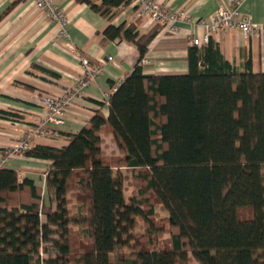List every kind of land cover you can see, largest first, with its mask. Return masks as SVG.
Instances as JSON below:
<instances>
[{
    "label": "trees",
    "instance_id": "16d2710c",
    "mask_svg": "<svg viewBox=\"0 0 264 264\" xmlns=\"http://www.w3.org/2000/svg\"><path fill=\"white\" fill-rule=\"evenodd\" d=\"M111 19L129 0H77ZM161 32L110 24L103 35L139 51L132 72L66 145H36L25 157L50 168L42 188L0 168V264H264V73L228 61L218 43L189 51V72L147 76L143 60ZM8 115V112L1 111ZM113 134L120 155L108 156ZM145 170L167 212L170 243L136 245L147 200L127 201L116 166ZM145 206V207H144ZM154 228V227H153ZM121 250V252H120ZM117 253L115 261L112 255Z\"/></svg>",
    "mask_w": 264,
    "mask_h": 264
},
{
    "label": "crops",
    "instance_id": "0c3cea01",
    "mask_svg": "<svg viewBox=\"0 0 264 264\" xmlns=\"http://www.w3.org/2000/svg\"><path fill=\"white\" fill-rule=\"evenodd\" d=\"M69 18L68 34L74 50L62 38L57 24L50 22L33 0H0V159L5 150L14 146L20 137L41 119L43 107L39 96L60 97L76 88L84 74L82 60L99 65L105 62L104 72L86 90L61 127H51L46 136L37 138L32 147L45 145L63 147V133H77L101 111L108 118L107 93L123 81L139 61L135 45L121 39L109 40L103 31L110 25L136 24L141 34L156 25L148 17L140 16L133 5H123L109 19L77 0H56ZM173 10H185L195 20L211 19L219 9L232 0H156ZM242 11L257 24H264V0H247ZM206 30L184 23L176 35L159 33L149 47L143 63L147 76L186 74L189 72V51L195 38H203ZM225 58L239 68L251 60L253 71L264 73V36L251 38L240 31L213 34ZM204 44L199 47H205ZM79 53L80 57L76 55ZM112 57L113 61H108ZM105 145L111 142L120 155L113 134L104 135ZM107 147H105L106 152ZM107 153V152H106ZM113 153V155H114ZM109 155V154H107ZM112 156V155H111ZM50 162L29 157H17L6 168L14 169L42 188L47 204L51 202L46 189Z\"/></svg>",
    "mask_w": 264,
    "mask_h": 264
},
{
    "label": "built area",
    "instance_id": "2783aa9c",
    "mask_svg": "<svg viewBox=\"0 0 264 264\" xmlns=\"http://www.w3.org/2000/svg\"><path fill=\"white\" fill-rule=\"evenodd\" d=\"M36 7L43 11L46 18L59 26V35L68 41V47L74 50L72 43L69 41L68 34L69 18L65 10L57 3L56 0H33ZM131 5L135 6L140 16H146L150 24L161 27V34L176 35L184 23L198 25L206 30L203 38H195L193 45L202 46L208 44L213 34L227 32L231 30L240 31L245 36L251 38H260L264 36V24L255 23L251 17L243 13L242 5L247 0H232L230 4L224 5L219 9L217 15L211 19L193 21L185 10H173L160 4L156 0H129ZM80 57L79 53H76ZM81 58V57H80ZM110 57L108 61H113ZM148 62L144 59L142 64ZM84 74L78 81L75 89L70 90L60 97L51 95L39 96L38 102L43 107L41 119L37 124L29 128L20 137L18 142L11 148L5 150L0 159V168L7 166L8 162L17 157H22L32 147L37 138L44 137L48 134L49 128L61 127L65 124L67 114L74 106V102L84 96L85 90L104 72L105 62L99 65L90 64L87 60H82ZM120 81L114 88L113 92L121 85ZM112 93L104 96V102L109 103Z\"/></svg>",
    "mask_w": 264,
    "mask_h": 264
},
{
    "label": "rangeland",
    "instance_id": "374dc122",
    "mask_svg": "<svg viewBox=\"0 0 264 264\" xmlns=\"http://www.w3.org/2000/svg\"><path fill=\"white\" fill-rule=\"evenodd\" d=\"M106 154L108 156H117L114 153L116 147L111 142L106 143ZM114 153V155H113ZM119 156V155H118ZM118 172L122 174L124 180V190L127 201H131L132 199H140V200H147V206L145 210H150L151 207L154 208V215L151 217L153 221V227L150 228V225L147 224L143 219L139 218L137 221V228H136V241L137 243H132L131 247H126L124 249L125 252H129L131 248L133 249L136 245H147L149 244V238H154L155 242L157 243L158 247H165L167 244L170 243V238L172 236V229L170 228L168 222V215L161 203L158 199L154 196V194L148 190L147 188V181L143 178L145 176V170H132L126 167L116 166ZM150 235L152 237H150ZM121 252V250H120ZM117 258V253L112 255V260L115 261ZM178 264H199L191 254H189V259L186 263L179 262Z\"/></svg>",
    "mask_w": 264,
    "mask_h": 264
}]
</instances>
